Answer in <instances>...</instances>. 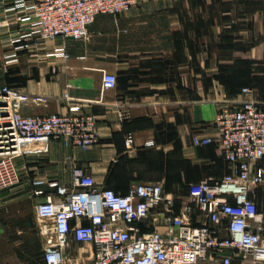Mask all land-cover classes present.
<instances>
[{"label": "crops", "instance_id": "obj_1", "mask_svg": "<svg viewBox=\"0 0 264 264\" xmlns=\"http://www.w3.org/2000/svg\"><path fill=\"white\" fill-rule=\"evenodd\" d=\"M59 48L69 57L54 55ZM104 72L118 76L114 89L102 88ZM0 77L25 98L24 115L68 114L76 104L96 118L100 133L88 150L51 141L49 153L18 159L22 183L0 190V252L39 236L38 202L54 192L50 183L69 186L75 166L124 195L135 184H162L171 208L140 226L165 233L169 218L185 213L191 184L230 171L217 141L219 110L240 103L246 87L264 106V0H137L123 15H100L87 39L49 41L38 56L23 53L12 65L0 41ZM151 140L156 145L146 147ZM252 167L264 171V160ZM35 190L45 195L37 198ZM251 197L264 215V185ZM184 218L213 226L196 208ZM214 228L220 238L230 236L226 223ZM85 248L71 237L65 255L85 260ZM235 264L252 263L237 256Z\"/></svg>", "mask_w": 264, "mask_h": 264}, {"label": "built area", "instance_id": "obj_2", "mask_svg": "<svg viewBox=\"0 0 264 264\" xmlns=\"http://www.w3.org/2000/svg\"><path fill=\"white\" fill-rule=\"evenodd\" d=\"M136 1L0 0V6H5L0 19L4 62L15 64L23 53L38 56L47 42L58 38L87 39L100 15H123ZM53 54L69 57L65 48ZM117 84L116 74L104 72V91ZM241 94L244 99L222 107L216 119L217 141L224 148L229 173L189 187L190 202L184 214L196 208L213 226H194L181 214L169 218L165 233L143 232L141 223L158 217L162 207L170 209L173 203L162 184H135L124 195L98 185L86 168L75 166L69 186L52 182L54 192L34 191L37 198L45 195L37 204L40 234L48 244L45 264H67V260L69 264H235L237 256L264 264V215L251 197L264 185L263 169L254 172L252 167L264 160V106L252 98L251 88H244ZM24 99L17 90L0 87V190L22 183L18 159L28 152L49 153L51 141L85 150L100 142L96 118L82 113L80 105L71 104L68 114L24 115ZM126 143L132 147L133 137ZM155 145L151 140L145 146ZM225 223L230 236L220 238L214 226ZM71 237L87 247L85 260L67 259L65 250Z\"/></svg>", "mask_w": 264, "mask_h": 264}, {"label": "rangeland", "instance_id": "obj_3", "mask_svg": "<svg viewBox=\"0 0 264 264\" xmlns=\"http://www.w3.org/2000/svg\"><path fill=\"white\" fill-rule=\"evenodd\" d=\"M0 87H2L1 77ZM46 240L41 234L26 236L19 250L0 252V264H45L44 254L48 245ZM67 264H69L68 260Z\"/></svg>", "mask_w": 264, "mask_h": 264}]
</instances>
